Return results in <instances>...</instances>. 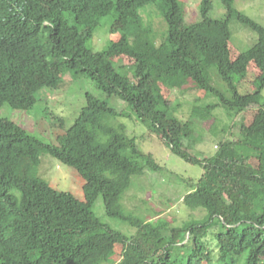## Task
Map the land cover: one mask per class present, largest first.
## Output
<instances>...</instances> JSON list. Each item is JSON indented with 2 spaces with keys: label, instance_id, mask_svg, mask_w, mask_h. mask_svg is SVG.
Masks as SVG:
<instances>
[{
  "label": "trees",
  "instance_id": "1",
  "mask_svg": "<svg viewBox=\"0 0 264 264\" xmlns=\"http://www.w3.org/2000/svg\"><path fill=\"white\" fill-rule=\"evenodd\" d=\"M220 3L225 17L213 18L214 1L201 0L200 20L185 26L181 0H0V108L32 110L40 82L60 84L66 72L91 79L103 96L87 94L86 106L56 143H44L14 122L1 126L0 264H211L213 241L222 264H264V25L240 12L235 0ZM152 4L167 24L158 38L151 27L143 28L140 16ZM106 17L118 21L123 34L96 52L87 44ZM232 19L258 35L234 59ZM251 63L259 75L254 90L241 94L238 84ZM51 71L59 72L58 79ZM212 72L226 92L212 84ZM187 87L217 102L183 121L170 113L164 89ZM220 107L230 114L254 111L236 135L220 140L213 155H192L184 147L195 120L209 121ZM120 118H135L174 155L204 169L187 183L190 191L182 200L189 210L204 211L202 219L177 225L125 211L122 201L133 178L162 167L127 135ZM43 154L81 176L83 200L38 175ZM99 197L108 217L134 229L131 236L96 216ZM213 229L211 242L205 241Z\"/></svg>",
  "mask_w": 264,
  "mask_h": 264
},
{
  "label": "rangeland",
  "instance_id": "2",
  "mask_svg": "<svg viewBox=\"0 0 264 264\" xmlns=\"http://www.w3.org/2000/svg\"><path fill=\"white\" fill-rule=\"evenodd\" d=\"M181 1L186 9L185 26L198 22L201 18V0ZM213 1L214 9L211 16L213 18L225 17L226 11L220 0ZM235 7L244 15L264 25V0H235ZM140 16L143 20V28L151 27L157 38L167 31V24L156 4L142 9ZM120 27L121 25L114 18H104L87 47L96 52L106 50L111 42L117 41L122 36L123 31ZM229 28L232 59L253 47L258 41V35L237 19L230 21ZM156 39L154 41L159 44ZM123 62L124 66H129L126 60ZM50 75H54V71H51ZM59 75L58 72L54 76L58 79ZM258 75L259 70L251 63L246 79L238 84L239 92L246 94L253 91V81ZM61 77L62 81L57 85L40 82L39 101L30 111L15 110L10 105L4 104L0 108V128L9 122H14L42 142L56 143L57 137L73 126L81 110L86 106L87 94L103 98L102 92L96 88L91 79L75 78L69 72ZM211 78L212 84L218 90L226 92L227 87L217 74L212 72ZM164 90L169 97L170 113L172 111L174 116L183 121H187L194 111L217 102V98L204 91L195 90L193 87ZM110 102L119 107V103L115 100H110ZM262 102H264V90L262 91ZM253 111L254 109L240 114H230L221 107L216 108L209 116V121L195 120L193 125L195 133L190 141L185 142L184 148L201 159L210 157L215 153L221 139L231 138V132L236 135L238 125L251 120ZM117 122L124 124L127 135L135 138L138 147L143 152L151 154L156 163L162 167L161 171H148L143 177L133 178L132 187L122 201L125 211L144 221H155L161 217L175 221L177 225L191 219H202L205 215L204 211L189 210L183 205L182 200L190 191L188 187L190 180L195 182L203 175L204 169L174 155L155 134L150 133L135 118H120ZM189 134H192L191 130ZM38 175L56 190L70 192L79 200L84 199V180L72 167L61 163L51 155H42ZM94 212L103 223L112 229L128 236L134 233V229L127 222L107 216L102 197L96 200ZM216 231L217 229L209 231L205 241L211 242L213 233ZM216 245V241L208 243L212 253L211 264H222L217 261Z\"/></svg>",
  "mask_w": 264,
  "mask_h": 264
},
{
  "label": "clouds",
  "instance_id": "3",
  "mask_svg": "<svg viewBox=\"0 0 264 264\" xmlns=\"http://www.w3.org/2000/svg\"><path fill=\"white\" fill-rule=\"evenodd\" d=\"M46 1V3H48L49 2V0H45ZM64 79H65V76H64ZM2 107V106H1ZM22 127V126H21Z\"/></svg>",
  "mask_w": 264,
  "mask_h": 264
}]
</instances>
